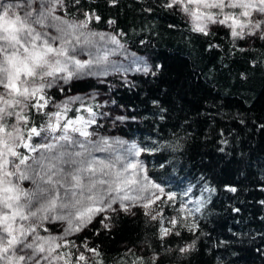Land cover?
I'll use <instances>...</instances> for the list:
<instances>
[{
  "label": "trees",
  "instance_id": "16d2710c",
  "mask_svg": "<svg viewBox=\"0 0 264 264\" xmlns=\"http://www.w3.org/2000/svg\"><path fill=\"white\" fill-rule=\"evenodd\" d=\"M168 2L64 0L67 18L98 16L95 31L112 30L148 55L153 72L122 81L68 80L61 91L108 92L129 119L116 133L145 149L149 179L176 196L160 202L162 220L139 209L99 217L60 248L72 253L71 264L78 251L87 264H264V39H233L221 27L195 32L183 12L164 6ZM56 89L48 90V99ZM27 115L31 126L43 127L44 111ZM77 116L76 109L68 114ZM184 204L192 214L179 211ZM183 216L188 227H198L178 225L179 236L161 239V227ZM193 242L192 250L179 251Z\"/></svg>",
  "mask_w": 264,
  "mask_h": 264
},
{
  "label": "snow or ice",
  "instance_id": "6c2138e0",
  "mask_svg": "<svg viewBox=\"0 0 264 264\" xmlns=\"http://www.w3.org/2000/svg\"><path fill=\"white\" fill-rule=\"evenodd\" d=\"M25 3L0 2V264H71L67 257L72 253L57 250L69 248L72 242L41 236L38 230L45 221H66L67 235L83 231L97 215L127 212L137 204L152 220H162L159 211L152 214V206L165 198L174 201L176 196L150 180L139 161L127 159L145 149L136 145L123 149V141L104 137L91 139L95 133L88 128L96 123V114L90 107L86 109L91 114L88 119L68 118L64 106L45 113L46 126L30 125L28 111L43 112L48 106L46 88L78 77L86 69L88 75H107L108 69L97 68L107 62V56L95 61L76 58L85 46L94 45L96 34L84 30L98 16L84 13L83 21L73 23L56 14L57 10L66 14L64 0ZM164 6L183 12L193 23L192 30L203 35L209 34V25H221L233 39H264V0H169ZM111 43L119 45L115 37ZM33 137L40 138L37 144L32 143ZM24 181L32 187L22 186ZM229 190L236 191L234 187ZM116 204L119 208L113 207ZM179 211L192 214L186 204ZM186 221L187 216L170 219L172 227H161V239L179 236L180 231L173 230L178 225L188 227ZM196 227L193 223L188 230ZM194 247L195 242L179 251ZM87 251L99 255L95 248ZM81 261L87 264V257L78 251L77 264Z\"/></svg>",
  "mask_w": 264,
  "mask_h": 264
},
{
  "label": "rangeland",
  "instance_id": "374dc122",
  "mask_svg": "<svg viewBox=\"0 0 264 264\" xmlns=\"http://www.w3.org/2000/svg\"><path fill=\"white\" fill-rule=\"evenodd\" d=\"M0 2L12 3V4H25L26 6L25 0H0ZM17 10L20 11L21 15L23 14V8ZM56 14L62 15L64 19H67L73 23H79L80 21H83L85 18L84 14H78L75 18L69 19L66 17L64 13H61L59 10H57ZM185 17L192 23L189 17H187L186 15ZM94 21L95 19L90 20L88 22L87 29L84 30L87 33L96 34L93 37L94 45L85 46L86 50L83 51L82 54L78 52L76 58L80 59L81 61H86V60L95 61L96 58H103L104 56H107V62L103 65H98L97 68H107L108 74L88 75L86 74L88 71L86 69L84 73H81L78 77H73L70 81L94 80L99 82H105L110 79H116L118 81H122L134 75L147 74L153 72V66L151 60L148 58V55H141L140 53H137L132 49H130L128 46L124 45L120 41L119 37L116 34H114L112 30L95 31V29L92 27ZM216 27L227 29L221 25H209V30L214 29ZM101 36H103L104 39L101 40L100 39ZM113 37H115L119 41V45L111 43V39ZM248 37L250 38L251 41L261 39L259 36H248ZM144 67L148 68L147 72L143 71ZM66 85H67L66 81H59L57 84L54 85L57 88L56 94L48 99L49 103L47 108L44 109L45 113L56 112L57 110H62L64 106H67L68 108V112L66 113L67 117L72 109H76L78 113V116L76 118L82 116L85 119H88L91 114L88 113L86 109L90 107L92 108L93 112L96 114L95 116L96 123L88 128L90 132L95 133L91 137V139L96 140L100 137H104L111 142L123 141L124 142L123 149H127L130 148L132 145H136L134 142L126 140L116 133V129H118L121 125H124L129 119L126 117L127 114L123 109L115 108L116 106L114 105L111 97L108 95L109 94L108 92H106V95L102 92L70 94L69 92L67 93V91H61L62 87ZM54 86L51 88H55ZM51 88H46L45 92L47 93L48 90H50ZM0 91L3 90L0 89ZM110 110H113V113H111ZM108 117H110L111 119H108ZM118 118H122V119H118ZM70 119H75V118H70ZM11 122L12 121L10 120L9 123ZM47 122H48V116L46 115L43 127L46 126ZM112 130L115 131L112 132ZM39 140H40L39 137H33L32 143L37 144ZM116 147L120 148L119 145H116ZM123 149H121L122 153H123ZM21 152L22 153L27 152V150L24 149V151ZM28 155L31 156L38 154L28 153ZM127 159L131 161H139L143 165L141 161V154L139 156H135V155L127 156ZM22 186H24L25 188L32 187L29 181H24ZM164 200H166V198ZM160 202L161 201H157L156 204L152 206L153 209L152 214H155L158 211V206ZM113 207L119 208V204H116ZM133 209H139L146 213V209L140 207L139 204L130 207L129 211H132ZM111 213L114 212H108L101 215H97L96 217L93 218L92 222L98 219L99 217L102 216L106 217ZM157 219H160V217H158ZM44 228H47L46 232H48L47 234H49V236L59 237L60 238L59 242L61 243H63V241L65 240L70 241L81 232L80 231L66 235L65 233H66V229L68 228V224L66 221H60V220H53L51 222L45 221L43 228L40 229L44 230ZM40 229L38 231L39 234L42 236ZM49 231L51 232L49 233ZM57 251L60 254H62V252H60V249H58ZM57 264H63V261H59L57 262Z\"/></svg>",
  "mask_w": 264,
  "mask_h": 264
},
{
  "label": "flooded vegetation",
  "instance_id": "af4514ba",
  "mask_svg": "<svg viewBox=\"0 0 264 264\" xmlns=\"http://www.w3.org/2000/svg\"><path fill=\"white\" fill-rule=\"evenodd\" d=\"M108 119H111L110 117H108Z\"/></svg>",
  "mask_w": 264,
  "mask_h": 264
}]
</instances>
